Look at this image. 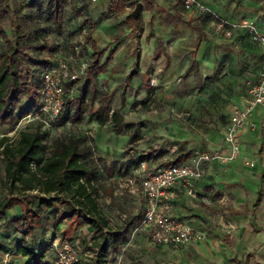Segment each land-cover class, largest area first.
Instances as JSON below:
<instances>
[{"label":"rangeland","instance_id":"1","mask_svg":"<svg viewBox=\"0 0 264 264\" xmlns=\"http://www.w3.org/2000/svg\"><path fill=\"white\" fill-rule=\"evenodd\" d=\"M25 2L24 13L41 24L45 38L58 48L56 56L70 53L80 39L86 41L83 57L89 64L93 60L94 42L100 49H106L102 62L109 50L114 49L113 58L107 63V69L97 76L96 84L110 97L111 115L117 110L124 121L121 132H116L113 122L100 125L95 117L97 101L82 119L70 120L68 108L70 113L74 112L75 105L83 97L84 77L66 93L68 98L62 118L46 123L41 113L28 115L15 126L0 124V137L8 135L15 139L17 131L30 122L42 123L50 138L84 135L98 165L94 178L98 182L104 212L112 218L110 229L117 231L121 239L114 242L111 234L105 240L84 217L75 214L77 211L71 214L73 218H66L64 215L69 207L63 199L57 200L53 207L43 210L48 224L58 221L56 230L37 228L28 236L20 231L17 236L9 237L12 245L0 249L2 264H32L30 256L17 253L24 237L25 244L37 254L45 251L44 261L58 264L60 238L64 233L71 241L81 236L82 247L77 240L73 242L95 264L264 263V212L249 206L264 200V162L261 161L264 123L252 120L250 126L258 130L256 138L262 128L263 139H258L257 144H244V147L240 141L241 152L236 159L223 161L216 156L205 160L203 156L204 151L215 150L224 156L232 154L227 140L231 105L243 101L246 80H264L261 44L255 42L243 26L235 27L233 33L227 35L217 21L222 17L231 22L249 20L258 25L261 11L258 19H254L252 16L256 14L246 11L247 8L241 11L239 8L246 6L242 4L246 0H196L189 9L183 0H153V3L146 0L140 14L142 28L133 36V20L129 18L133 10L118 14L112 9L111 0H100L93 5H82L77 0L69 2L64 7L61 27L46 14L48 7L44 5L40 9L31 4L32 0ZM262 6L264 8V4ZM4 29L11 36L10 22ZM5 48L0 35V52ZM46 52L43 50V54ZM136 62L140 73L135 74L128 85L127 76ZM63 118L67 121L63 122ZM179 142L192 150L190 158L182 164L205 166L206 174L194 181L196 196L190 194L185 185L177 184L170 188L169 197L162 206H169L168 211L172 212L171 193H174L173 188H178L179 196L174 207L172 205L177 215L171 214L204 235L197 241L162 244L152 238L147 225L139 226L140 222H135L126 230L124 224L128 217L143 219L141 210L145 200L140 193V174L174 164ZM242 147L246 151L243 155ZM238 159L242 160L241 164L236 169L231 168ZM247 160L254 164H248ZM144 163L148 170L143 167ZM4 169L1 156L0 175L5 174ZM233 169L240 179L243 175L249 179L246 183L242 177L239 188L248 192L254 182L261 184L258 192L254 187L258 198L248 197L243 189L241 200L224 192L221 195L219 184H233ZM213 180L218 193L212 197L216 198L202 201L199 189ZM90 253L93 255H87Z\"/></svg>","mask_w":264,"mask_h":264},{"label":"trees","instance_id":"2","mask_svg":"<svg viewBox=\"0 0 264 264\" xmlns=\"http://www.w3.org/2000/svg\"><path fill=\"white\" fill-rule=\"evenodd\" d=\"M31 4L40 9L44 5L48 7L46 14L61 27L64 7L69 4V0H32ZM111 4L118 14L126 12L123 0H114ZM26 7L25 0H0V35L6 44V48L0 52V124L15 126L22 118L36 111L42 89V70L56 58L57 46L45 38L41 24L35 23L33 16L24 13ZM129 18L133 20L132 35L135 36L142 28L141 15L135 18L130 14ZM7 22L12 26L11 36L4 29ZM198 29L201 30L200 27ZM43 50H46L47 54H43ZM105 51V48L100 49L94 42L93 60L86 73L77 80L66 82L67 93L82 78H86L82 86L83 97L78 100L74 112L70 113L68 108V113L70 120H80L97 101V122L102 126L113 122L116 132H121L124 116L117 110L111 115L110 97L106 92L100 91L96 84L97 76L107 69V63L115 52L114 49L109 50L105 61L102 62ZM137 73H140L138 62L128 74L126 84H131L132 77ZM62 121L66 122L67 118ZM41 126L42 123L30 122L17 131L15 139L8 135L0 137V159L3 156L5 168V174L0 175V222L9 209L20 205L22 214L12 217L7 221V225L23 231L25 236L34 234L37 228L55 231L58 221L55 220L52 225L48 224V216H45L43 210L53 207L57 200L63 199L69 207L64 216L73 218L71 214L77 211L75 214L84 217L95 232L104 235L105 240L107 227L108 234L113 235V241L118 242L121 239L117 237L118 232L111 231L110 220L104 208H101L97 198L93 197L98 184L94 178L98 165L86 137L81 134L73 135L69 139L63 136L50 138L47 130ZM179 144L175 163L187 161L192 153L184 142ZM34 188L41 192L33 193ZM36 198L37 202H34ZM143 206L145 207L144 204ZM144 211L145 208H142L141 214ZM140 219L134 216L126 218L124 228L128 230L135 222H140ZM62 239L69 240L66 233L62 235ZM17 253L30 256L32 264H49L43 260L45 251L41 250L37 254L35 249L25 244V237L20 242Z\"/></svg>","mask_w":264,"mask_h":264},{"label":"built area","instance_id":"3","mask_svg":"<svg viewBox=\"0 0 264 264\" xmlns=\"http://www.w3.org/2000/svg\"><path fill=\"white\" fill-rule=\"evenodd\" d=\"M75 0H69L72 2ZM84 5H93L100 0H77ZM114 0H111V3ZM196 0H183L187 9L192 8ZM127 12H131L139 2L146 0H123ZM217 24L223 28L227 35H231L235 27L243 26L247 34L264 48V32L261 31L253 21L231 22L228 19L219 17ZM86 41L80 39L75 42L71 52L66 55H58L49 65L42 70V89L40 103L36 111L28 114L37 116L41 113L45 116L44 121H57L65 110L68 96L66 95V82L77 80L84 75L89 67V62L84 59ZM246 95L243 101L231 105V115L228 124L227 140L232 148V154L224 156L218 150L204 151L205 160L216 156L223 161L236 159L240 150L241 132L247 122H252V115L258 106H264V80L249 78L245 81ZM27 115V116H28ZM48 117V118H46ZM42 129L46 130V128ZM227 157V158H226ZM248 164H254L247 160ZM145 170L148 167L144 163ZM206 174V167L202 165H188L174 163L165 167H159L140 174L141 188L145 200V211L140 225H147V229L153 239L162 244H181L183 242L197 241L203 237L204 233L197 230L185 220L172 215L168 210L169 206H162L165 199L169 197L170 188L185 185L188 192L196 196L195 180ZM33 193H40L38 188L32 190ZM97 198L100 207L104 208L99 189L93 193ZM127 217V214H124ZM110 225L112 218L109 217ZM108 228L105 227L106 238L109 239ZM93 255V253L87 254ZM58 264H95L88 256H84L71 240L60 238V249L58 251Z\"/></svg>","mask_w":264,"mask_h":264},{"label":"crops","instance_id":"4","mask_svg":"<svg viewBox=\"0 0 264 264\" xmlns=\"http://www.w3.org/2000/svg\"><path fill=\"white\" fill-rule=\"evenodd\" d=\"M153 1V0H152ZM227 1V0H226ZM153 3V2H152ZM242 4H246V6H241L239 9L241 10V11H243V10H246V8H247V10L246 11H249V10H251L252 12H254L256 15L255 16H252V17H254V19L256 18V19H258V12L259 11H261L260 13H262V17L260 18V19H258L259 20V24H258V27H259V29L261 30V31H263L264 32V12H262L263 11V4H264V0H246V2H243ZM231 19V18H230ZM242 98V97H241ZM238 102H241V101H238ZM230 117V116H229ZM252 120L254 121V120H257V122L260 124H262V122L264 123V107L263 106H258L256 109H255V111H254V113H253V115H252ZM258 123H257V125H258ZM260 126V125H259ZM261 127V126H260ZM263 129L261 128L260 129V134H259V138L258 139H263V131H262ZM258 130H255V129H252V127L250 126V122H247L246 124H245V127H244V129L242 130V132H241V137H240V139H241V141H242V146L244 147L245 145H249V144H251V143H253V144H257L258 142H260V140H258L257 138H256V136H258ZM262 141H264V139L262 140ZM256 142V143H255ZM245 144V145H244ZM243 147H242V155L246 152L244 149H243ZM242 160H240V159H238L237 161H235L234 163H233V165L231 166V168L232 167H234V169H236L237 168V165L238 164H241L240 162H241ZM261 161L262 162H264V149L262 150V152H261ZM234 169H233V176H234V178H233V180L232 181H234L233 182V184L231 185V186H229L228 184H219V187H220V189H221V195H222V193L224 192V193H227L229 196H231V197H234V196H236V197H238L239 198V200H241L242 199V196H241V192H242V189L244 190V193H246L247 192V190H245L244 188H239V186H240V183H239V181L240 180H242V177H244L245 178V181H246V183H249V179L248 178H246V176H242L241 177V179L239 178V176H237V173H235V171H234ZM262 170L264 171V167H262ZM238 177V178H237ZM254 179V178H253ZM260 178H259V176H258V180H259ZM253 184V183H252ZM252 184H250V185H252ZM253 186V188L252 189H249L248 190V192H247V196L248 197H255V198H258V196H257V192L259 191V187H261V184H258V183H256V182H254V184L252 185ZM217 187V184L216 183H214V180H213V182H209V183H207V184H205V186H203V189L202 190H200L199 189V194H200V196H201V200L202 201H207L208 199H215L216 197H212L213 195H214V193H218V192H216V188ZM254 187H255V189H256V191H255V189H254ZM226 188H228L227 190H226ZM173 191H174V193H171V202L173 203L172 205H173V207H174V205L176 204V201H177V197L179 196L178 195V192L180 191L178 188H173ZM139 196V195H138ZM221 197V196H220ZM260 197V196H259ZM260 200V199H259ZM202 201H201V203H202ZM217 201V200H216ZM143 203H144V201H143ZM252 203V202H251ZM172 205H171V207H170V211H172L171 213H173V214H175V215H177L176 213H174L173 212V208H172ZM249 206L252 208H255L257 211L259 210V211H263L264 212V200H262V201H260L259 203H258V205H254V206H252L251 204H249ZM143 208H144V206H143ZM144 213V212H143ZM20 214H22V208H21V206L20 205H16V207H14V208H11V209H9L8 211H7V214H6V216L1 220V222H0V239H1V241H0V249H6L7 247L9 248V246H11L12 245V243H11V240L9 241V237H13V236H17L18 235V233H20V231L21 230H16L15 228H14V226H12V225H7V221H9L12 217H14V216H16V215H20ZM66 218H67V216H66ZM92 226V225H91ZM93 227V226H92ZM91 227V228H92ZM226 239L229 241V239H230V236H228V237H226ZM73 240H77V242L79 243V246L80 247H82L81 245V241L80 240H82L81 239V236H75V237H73L72 238V241ZM190 244H192V243H190ZM242 262H244V261H242ZM0 264H2V261H1V259H0Z\"/></svg>","mask_w":264,"mask_h":264},{"label":"water","instance_id":"5","mask_svg":"<svg viewBox=\"0 0 264 264\" xmlns=\"http://www.w3.org/2000/svg\"><path fill=\"white\" fill-rule=\"evenodd\" d=\"M143 6H144L143 2L137 3L136 7L132 11V16L135 17V18H139L140 14H141V11L143 9Z\"/></svg>","mask_w":264,"mask_h":264}]
</instances>
